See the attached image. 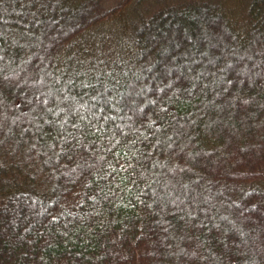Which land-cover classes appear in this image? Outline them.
<instances>
[{
  "label": "trees",
  "instance_id": "1",
  "mask_svg": "<svg viewBox=\"0 0 264 264\" xmlns=\"http://www.w3.org/2000/svg\"><path fill=\"white\" fill-rule=\"evenodd\" d=\"M0 264H264V0H0Z\"/></svg>",
  "mask_w": 264,
  "mask_h": 264
},
{
  "label": "rangeland",
  "instance_id": "2",
  "mask_svg": "<svg viewBox=\"0 0 264 264\" xmlns=\"http://www.w3.org/2000/svg\"><path fill=\"white\" fill-rule=\"evenodd\" d=\"M237 1L239 2V0ZM139 9L140 5L135 4L133 9H125L117 20L107 24L105 27L94 29L93 35L83 45L87 54L86 60H95L98 63H107L111 66L110 64L114 60L121 58V56L128 58L129 51L126 47L129 45V38H127L129 36L128 18L131 24L134 23L138 18ZM123 42L125 47H123Z\"/></svg>",
  "mask_w": 264,
  "mask_h": 264
}]
</instances>
